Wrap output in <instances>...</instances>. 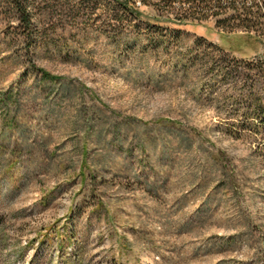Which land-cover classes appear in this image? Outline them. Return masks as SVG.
I'll return each mask as SVG.
<instances>
[{
	"label": "rangeland",
	"instance_id": "374dc122",
	"mask_svg": "<svg viewBox=\"0 0 264 264\" xmlns=\"http://www.w3.org/2000/svg\"><path fill=\"white\" fill-rule=\"evenodd\" d=\"M120 2L0 0V264H264V41Z\"/></svg>",
	"mask_w": 264,
	"mask_h": 264
},
{
	"label": "trees",
	"instance_id": "16d2710c",
	"mask_svg": "<svg viewBox=\"0 0 264 264\" xmlns=\"http://www.w3.org/2000/svg\"><path fill=\"white\" fill-rule=\"evenodd\" d=\"M143 5H153L158 17L177 24L199 23L213 19L225 31L243 30L264 41V0H140ZM119 7L132 17L139 14L135 0H122ZM22 14H27L20 7ZM27 16V15H26ZM29 23V18L23 19ZM155 26V25H154ZM159 26V25H156ZM230 63V62H229ZM232 68L249 89L254 119L264 114V54L255 60L233 59ZM230 70L231 68H229ZM255 103V104H254ZM255 105L252 107V105Z\"/></svg>",
	"mask_w": 264,
	"mask_h": 264
}]
</instances>
